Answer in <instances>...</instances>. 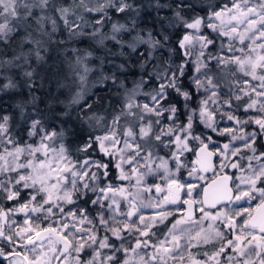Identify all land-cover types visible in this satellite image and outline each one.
I'll use <instances>...</instances> for the list:
<instances>
[{"label":"clouds","instance_id":"obj_1","mask_svg":"<svg viewBox=\"0 0 264 264\" xmlns=\"http://www.w3.org/2000/svg\"><path fill=\"white\" fill-rule=\"evenodd\" d=\"M0 264H264V0H0Z\"/></svg>","mask_w":264,"mask_h":264}]
</instances>
